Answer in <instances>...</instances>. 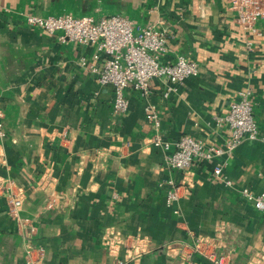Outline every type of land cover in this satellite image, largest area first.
<instances>
[{
    "label": "crops",
    "instance_id": "crops-1",
    "mask_svg": "<svg viewBox=\"0 0 264 264\" xmlns=\"http://www.w3.org/2000/svg\"><path fill=\"white\" fill-rule=\"evenodd\" d=\"M69 12L166 27L160 61L185 56L199 74L168 97L157 78L146 97L127 89L129 109L116 114L113 86L80 64L93 61L96 45L63 42L61 32L27 22ZM105 60L99 53L96 63ZM241 92L253 102L259 139L168 169L174 145L151 144L145 107L156 108L171 143L190 135L222 146L229 128L218 118ZM0 109V178L24 192L21 216L30 219L10 216L0 190V264H26L39 250L41 264H214L193 251L197 239L213 241L231 264L264 260V212L241 194L264 188V19L242 28L227 0H0ZM215 164L231 186L214 178ZM169 180L179 195L172 205Z\"/></svg>",
    "mask_w": 264,
    "mask_h": 264
},
{
    "label": "built area",
    "instance_id": "built-area-1",
    "mask_svg": "<svg viewBox=\"0 0 264 264\" xmlns=\"http://www.w3.org/2000/svg\"><path fill=\"white\" fill-rule=\"evenodd\" d=\"M227 2L236 12L238 23L244 29H252L257 20L264 19L263 0H227ZM27 22L49 34L61 32L59 38L63 42L74 41L84 45H96L98 53L93 56V61L83 57L80 59V64L89 68L99 83L113 86V107L116 114H125L129 109V100L125 94L127 89L137 91L142 97H146L151 92L152 80L157 78L165 82L166 89L163 95L168 97L176 94L187 78L199 74L198 63L185 56H179L173 62L160 61L161 55L168 49L169 32L166 27L157 28L151 24L135 25L132 20L121 14L76 16L71 12L49 16L31 14L27 16ZM99 53L106 55L102 65L96 63ZM145 110L146 117L153 122L156 130L150 139L151 144L164 150H169L171 145H174V150L166 156L165 161L166 167L171 170H186L196 160L212 161L219 156H229L243 141L259 139L253 102L246 92H241L240 98L230 105L223 116L218 118L229 128V136L222 146L205 144L190 135H184L171 143L160 133V120L156 108L149 104ZM2 117L3 113L0 109V137L4 138L6 133L1 122ZM213 176L228 186L232 185V181L224 175L220 164H215L213 167ZM46 183L50 182H44L42 186ZM168 183L173 186V189L168 192L166 201L167 204L172 205L179 197L178 188L175 187L173 180H169ZM0 190L6 193L9 215L16 220L28 223L30 219L21 216L24 192H14L1 178ZM241 194L257 210L264 212V188L259 194L243 188ZM52 203V201L49 203V207H52ZM31 231H35V228L31 227ZM216 246L217 244L215 245L211 240L197 239L192 249L214 264H231L227 254L214 250ZM39 251L37 258L28 253L26 264H41L43 250ZM117 263L125 264L126 261L119 259ZM253 264H264V260H258Z\"/></svg>",
    "mask_w": 264,
    "mask_h": 264
},
{
    "label": "water",
    "instance_id": "water-1",
    "mask_svg": "<svg viewBox=\"0 0 264 264\" xmlns=\"http://www.w3.org/2000/svg\"><path fill=\"white\" fill-rule=\"evenodd\" d=\"M264 1V0H263Z\"/></svg>",
    "mask_w": 264,
    "mask_h": 264
}]
</instances>
